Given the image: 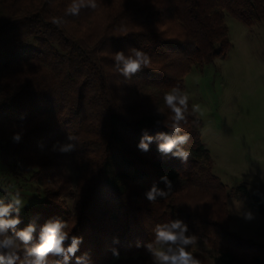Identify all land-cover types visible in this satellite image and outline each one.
I'll use <instances>...</instances> for the list:
<instances>
[{"label": "trees", "instance_id": "1", "mask_svg": "<svg viewBox=\"0 0 264 264\" xmlns=\"http://www.w3.org/2000/svg\"><path fill=\"white\" fill-rule=\"evenodd\" d=\"M97 2L94 12L64 16L71 0H0V162L19 158L44 196L20 213L18 228L35 220L38 239L41 225L59 219L68 222L70 235L83 237L76 255L89 253L90 264H151L137 243L150 242L156 224L179 218L222 264H264V245L229 229L230 195L213 174L190 101L182 126L191 137L186 163L158 152L156 142L146 153L137 148L143 129L153 136L168 131L155 123L170 114L163 94L177 84L185 90L193 67L227 55L225 14L247 27L264 25V0ZM61 16L62 25L51 22ZM130 47L148 53L151 62L125 81L113 56ZM15 131L22 132L19 143L11 139ZM68 134L78 138L75 150L52 152ZM67 163L74 165V180L56 175ZM162 176L173 182V191L150 204L144 193L153 183L164 189ZM250 207L264 216L259 198Z\"/></svg>", "mask_w": 264, "mask_h": 264}, {"label": "rangeland", "instance_id": "2", "mask_svg": "<svg viewBox=\"0 0 264 264\" xmlns=\"http://www.w3.org/2000/svg\"><path fill=\"white\" fill-rule=\"evenodd\" d=\"M224 21L231 44L227 55L202 68L193 67L184 78V91L202 122L201 142L213 161V174L230 195L229 229L244 240L264 245V216L250 207L253 197L264 202V25L247 27L228 14ZM74 170L67 163L56 169V175L74 180ZM31 171H23L19 158L6 165L0 162V188L21 192L23 214L44 197L43 188L30 178ZM0 198L8 199L2 189ZM64 201L73 207L72 199ZM240 204L242 211L253 213L252 220L235 214ZM198 243L190 251L211 264H222L213 249Z\"/></svg>", "mask_w": 264, "mask_h": 264}, {"label": "clouds", "instance_id": "3", "mask_svg": "<svg viewBox=\"0 0 264 264\" xmlns=\"http://www.w3.org/2000/svg\"><path fill=\"white\" fill-rule=\"evenodd\" d=\"M99 7L97 0H71L66 6L64 16H78L82 9L91 11ZM64 16L53 17L52 23L60 26L64 23ZM115 70L129 81L142 68L148 67L151 57L148 53L130 47L127 53L117 51L113 56ZM163 104L170 114L164 120H156L157 126L163 125L168 131L158 132L150 135L147 129L142 130V135L137 144L141 152H148L153 142L157 144V151L165 156L171 155L186 163L191 155L186 149L191 137L187 132L182 133V126L187 122L189 114V96L182 90L179 84L170 88L163 94ZM192 111H195L193 107ZM156 113L163 116L160 108H156ZM15 127V126H14ZM11 139L19 143L22 139V132L15 131ZM78 143V138L68 134L64 142L57 141L52 145V152L68 153L74 151ZM161 181L165 188H159L156 183L144 193L150 204L158 200H166L173 191V182L162 176ZM2 189L9 199L5 202L0 198V264H90L89 253L76 255L83 237L70 235L66 231L68 222L59 219H49L39 228L38 239L34 237L37 232L35 220L28 223L26 227L20 229V212L25 206L21 192L9 188ZM241 204L235 209V214L245 220L254 218L251 211H242ZM15 214V215H13ZM153 237L150 242L143 246L151 258V264H202L201 259L194 255L191 248L199 246V237L189 233L188 225L182 219H169L163 223H158L152 229ZM70 241V243H69ZM114 243H118V238H114ZM114 259H120V252L117 248L111 249Z\"/></svg>", "mask_w": 264, "mask_h": 264}]
</instances>
